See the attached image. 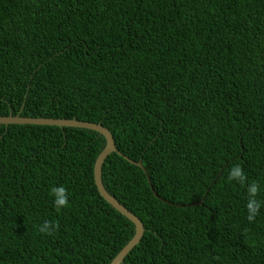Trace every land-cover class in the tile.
Listing matches in <instances>:
<instances>
[{"label": "trees", "instance_id": "16d2710c", "mask_svg": "<svg viewBox=\"0 0 264 264\" xmlns=\"http://www.w3.org/2000/svg\"><path fill=\"white\" fill-rule=\"evenodd\" d=\"M101 123L122 264H264V0H0V117ZM99 133L0 125V264H110ZM239 163L245 185L229 181ZM261 202L247 219V185ZM63 185L59 212L50 189ZM58 221L52 235L38 231Z\"/></svg>", "mask_w": 264, "mask_h": 264}, {"label": "water", "instance_id": "95a60500", "mask_svg": "<svg viewBox=\"0 0 264 264\" xmlns=\"http://www.w3.org/2000/svg\"><path fill=\"white\" fill-rule=\"evenodd\" d=\"M13 124H21V125H41V126H55L60 128H78L91 130L99 133L105 139V147L102 152L98 155L93 169V179L94 184L96 186L97 192L100 197L108 203L113 209H115L118 213L128 219L134 225L135 234L133 238L127 243V245L118 253V255L112 260L110 264H122L125 257L133 250V248L138 245L144 235L145 229L143 223L140 222V219L126 209L123 205H121L113 196H111L102 183L101 173L102 166L107 157L116 153L119 156H122L126 160H128L131 164H134L140 168H143L141 162L135 163L129 160L127 157L123 156L116 148L113 136L111 132L102 126L101 123H92L86 121H78V120H67V119H50V118H27L17 116H7L0 117V125H13Z\"/></svg>", "mask_w": 264, "mask_h": 264}, {"label": "clouds", "instance_id": "9594fccd", "mask_svg": "<svg viewBox=\"0 0 264 264\" xmlns=\"http://www.w3.org/2000/svg\"><path fill=\"white\" fill-rule=\"evenodd\" d=\"M229 181H237L242 186L245 185L247 181V176L243 171L242 166L237 163L234 164L228 174ZM260 191V186L257 182H252L247 185V203L246 208L248 211L247 219L251 222L255 219V216L259 213L261 208V202L257 199ZM50 194L53 197V204L55 209L59 212L61 209L69 206L68 191L63 186H54L50 189ZM59 230L58 221H48L45 220L44 223L39 226L38 231L46 235H52Z\"/></svg>", "mask_w": 264, "mask_h": 264}]
</instances>
